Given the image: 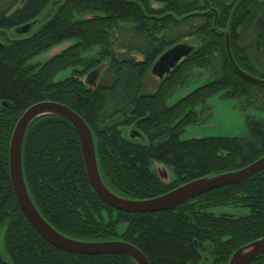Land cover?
Segmentation results:
<instances>
[{"label":"trees","instance_id":"1","mask_svg":"<svg viewBox=\"0 0 264 264\" xmlns=\"http://www.w3.org/2000/svg\"><path fill=\"white\" fill-rule=\"evenodd\" d=\"M25 24L30 29L17 33ZM226 40L238 68L264 79V0H0V227L5 252L0 264H135L120 254L58 249L22 214L9 177L8 149L16 121L36 102H60L83 118L103 181L126 198L154 197L264 155V119L252 116H246L241 136L180 138L185 127L209 115L206 101L216 92L242 99L244 108L264 110V84L234 69ZM64 41L71 43L44 62H33ZM180 42L194 49L153 92H143L153 62ZM93 49L95 56L83 55ZM65 68H72V74L55 81ZM193 69L204 70L208 80L168 105V97L187 84ZM132 126L145 140L124 135L123 129ZM152 161L170 167L174 177L163 182L151 169ZM22 168L34 205L56 230L79 240L127 241L150 264H227L234 250L264 236V170L170 210L117 211L91 188L73 126L50 115L35 119L26 130ZM220 207L246 211L216 212ZM120 222L126 225L122 232ZM249 264H264V253Z\"/></svg>","mask_w":264,"mask_h":264},{"label":"water","instance_id":"2","mask_svg":"<svg viewBox=\"0 0 264 264\" xmlns=\"http://www.w3.org/2000/svg\"><path fill=\"white\" fill-rule=\"evenodd\" d=\"M30 26V24H25L18 28L16 32L25 33L29 30ZM226 48L230 63L241 76L251 82L264 84V79L252 76L238 68L232 58L228 40H226ZM193 49V46L187 42H180L170 46L153 62L150 70L151 73L158 78H162L181 59L189 55ZM46 115L63 118L73 126L79 139L84 169L91 188L105 204L117 211L152 213L170 210L205 192L245 181L264 170V155H262L246 166L232 171L193 179L154 197L146 199L126 198L112 191L103 181L98 168L92 132L83 118L70 107L60 102L52 100L36 102L24 110L14 125L8 149L9 177L16 202L29 224L52 246L70 253L82 255L120 254L129 257L135 264H150L143 252L127 241L121 239H74L56 230L40 214L29 195L25 183L22 168V144L26 130L30 124L35 119ZM158 175L163 182L167 183L170 181L164 170H162L161 175ZM262 253H264V236L254 239L234 250L227 264H249Z\"/></svg>","mask_w":264,"mask_h":264},{"label":"rangeland","instance_id":"3","mask_svg":"<svg viewBox=\"0 0 264 264\" xmlns=\"http://www.w3.org/2000/svg\"><path fill=\"white\" fill-rule=\"evenodd\" d=\"M71 42L64 41L59 44L52 46L46 51L36 55L33 62L42 63L47 60L51 55L57 51H61L62 48L67 47ZM97 49H93L83 55L95 56ZM82 70V69H81ZM80 70V71H81ZM72 74V68H65L59 71L55 76L54 80H63ZM85 78V77H84ZM207 73L201 69H193L190 77L187 79V84L176 89L170 97L167 99V104H173L182 96L186 95L196 87L203 84L207 79ZM94 85V84H93ZM158 85L157 77L152 74H148L144 80L142 91L145 93L153 92ZM207 113L206 118L200 123L188 125L183 132L180 134L181 139L193 138V137H208V136H241L245 131V120L246 116H252L258 119H264V110L255 107H243V101L237 97H225L222 92H216L211 95L206 101ZM201 106L197 107L200 110ZM151 169L161 175L162 170L166 172L167 178L171 179L174 177V171L158 162L152 161L150 165ZM216 212H229L234 215H241L246 210L241 208H216ZM125 223L120 222L118 225V231L122 232L125 228ZM3 235L4 226L0 227V253L5 256L3 248Z\"/></svg>","mask_w":264,"mask_h":264},{"label":"flooded vegetation","instance_id":"4","mask_svg":"<svg viewBox=\"0 0 264 264\" xmlns=\"http://www.w3.org/2000/svg\"><path fill=\"white\" fill-rule=\"evenodd\" d=\"M31 27V26H30ZM30 29V28H29ZM165 76V75H164ZM163 76V77H164ZM162 77V78H163ZM162 78H158L157 77V82H159V80L160 79H162ZM186 128V127H185ZM123 133H124V135H126V136H128L129 138H136V139H140V140H145V136H143L141 133H139V131L137 130V129H135L133 126L132 127H125L124 129H123ZM229 137H232V136H229ZM193 138H200V137H193ZM187 139H190V138H187ZM184 140V139H183ZM152 163V162H151ZM151 165V164H150ZM157 173V172H156ZM203 257H204V260L205 261H207V260H209L208 258V255H202Z\"/></svg>","mask_w":264,"mask_h":264},{"label":"bare ground","instance_id":"5","mask_svg":"<svg viewBox=\"0 0 264 264\" xmlns=\"http://www.w3.org/2000/svg\"><path fill=\"white\" fill-rule=\"evenodd\" d=\"M95 146V145H94Z\"/></svg>","mask_w":264,"mask_h":264}]
</instances>
